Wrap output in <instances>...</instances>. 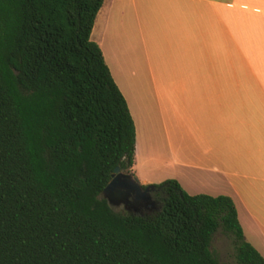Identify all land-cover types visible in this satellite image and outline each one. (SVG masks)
<instances>
[{"label": "trees", "instance_id": "trees-1", "mask_svg": "<svg viewBox=\"0 0 264 264\" xmlns=\"http://www.w3.org/2000/svg\"><path fill=\"white\" fill-rule=\"evenodd\" d=\"M103 1L0 0V264H222L218 231L234 264H264L228 196L166 179L151 215L102 196L135 152L127 103L90 39Z\"/></svg>", "mask_w": 264, "mask_h": 264}, {"label": "crops", "instance_id": "crops-1", "mask_svg": "<svg viewBox=\"0 0 264 264\" xmlns=\"http://www.w3.org/2000/svg\"><path fill=\"white\" fill-rule=\"evenodd\" d=\"M90 39L134 123L130 174L228 196L264 258V0H104Z\"/></svg>", "mask_w": 264, "mask_h": 264}, {"label": "rangeland", "instance_id": "rangeland-1", "mask_svg": "<svg viewBox=\"0 0 264 264\" xmlns=\"http://www.w3.org/2000/svg\"><path fill=\"white\" fill-rule=\"evenodd\" d=\"M110 207L120 213H134L141 215H151L158 210L160 207V203L152 209V210H141L135 211L131 208L125 207L122 203H113L108 202ZM210 249L212 252L218 257L222 264H234L233 262V240L230 236L221 233L218 231L211 243Z\"/></svg>", "mask_w": 264, "mask_h": 264}, {"label": "water", "instance_id": "water-1", "mask_svg": "<svg viewBox=\"0 0 264 264\" xmlns=\"http://www.w3.org/2000/svg\"><path fill=\"white\" fill-rule=\"evenodd\" d=\"M116 187L121 188L119 190L123 194H127L129 190H135L137 194L149 195L151 191L156 190L153 185H147L143 188L135 176H132L130 173H125L121 171L118 166L114 168L111 180L102 190V196L107 200V202L115 203L114 201H112V199H110L109 193Z\"/></svg>", "mask_w": 264, "mask_h": 264}, {"label": "flooded vegetation", "instance_id": "flooded-vegetation-1", "mask_svg": "<svg viewBox=\"0 0 264 264\" xmlns=\"http://www.w3.org/2000/svg\"><path fill=\"white\" fill-rule=\"evenodd\" d=\"M119 189L121 188L116 187L112 190L109 197L115 203H122L127 208L135 211L152 210L158 204V201L154 198L156 190L151 191L149 195H140L135 190H129L127 194H123Z\"/></svg>", "mask_w": 264, "mask_h": 264}]
</instances>
